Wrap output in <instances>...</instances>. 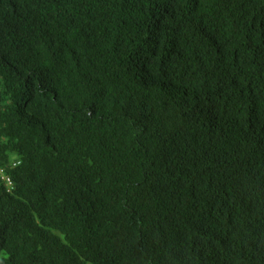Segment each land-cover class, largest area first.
I'll list each match as a JSON object with an SVG mask.
<instances>
[{
  "label": "trees",
  "instance_id": "16d2710c",
  "mask_svg": "<svg viewBox=\"0 0 264 264\" xmlns=\"http://www.w3.org/2000/svg\"><path fill=\"white\" fill-rule=\"evenodd\" d=\"M0 264H264V0H0Z\"/></svg>",
  "mask_w": 264,
  "mask_h": 264
},
{
  "label": "built area",
  "instance_id": "2783aa9c",
  "mask_svg": "<svg viewBox=\"0 0 264 264\" xmlns=\"http://www.w3.org/2000/svg\"><path fill=\"white\" fill-rule=\"evenodd\" d=\"M0 176H2L3 179L6 181L8 187L11 188L12 185H13L11 179H10L9 177H5V176L3 175V171H2L1 169H0Z\"/></svg>",
  "mask_w": 264,
  "mask_h": 264
}]
</instances>
